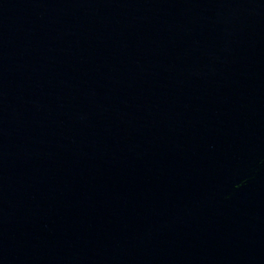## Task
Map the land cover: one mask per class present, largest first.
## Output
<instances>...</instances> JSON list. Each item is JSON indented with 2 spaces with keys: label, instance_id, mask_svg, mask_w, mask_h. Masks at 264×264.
I'll return each instance as SVG.
<instances>
[{
  "label": "water",
  "instance_id": "95a60500",
  "mask_svg": "<svg viewBox=\"0 0 264 264\" xmlns=\"http://www.w3.org/2000/svg\"><path fill=\"white\" fill-rule=\"evenodd\" d=\"M0 264H264V0H0Z\"/></svg>",
  "mask_w": 264,
  "mask_h": 264
}]
</instances>
